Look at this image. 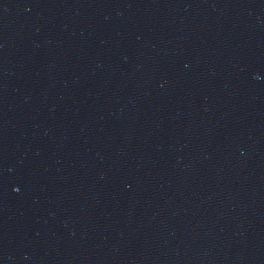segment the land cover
Listing matches in <instances>:
<instances>
[{
  "label": "water",
  "instance_id": "obj_1",
  "mask_svg": "<svg viewBox=\"0 0 264 264\" xmlns=\"http://www.w3.org/2000/svg\"><path fill=\"white\" fill-rule=\"evenodd\" d=\"M0 264H264V0H0Z\"/></svg>",
  "mask_w": 264,
  "mask_h": 264
}]
</instances>
